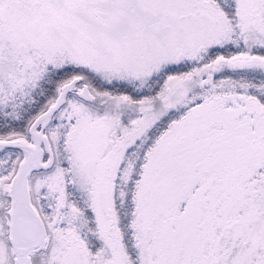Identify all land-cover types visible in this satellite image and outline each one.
Returning a JSON list of instances; mask_svg holds the SVG:
<instances>
[{
    "label": "snow or ice",
    "instance_id": "1",
    "mask_svg": "<svg viewBox=\"0 0 264 264\" xmlns=\"http://www.w3.org/2000/svg\"><path fill=\"white\" fill-rule=\"evenodd\" d=\"M0 264H264V0H0Z\"/></svg>",
    "mask_w": 264,
    "mask_h": 264
}]
</instances>
